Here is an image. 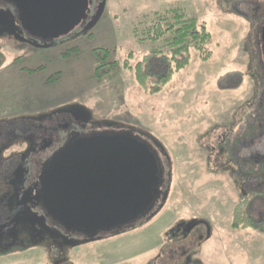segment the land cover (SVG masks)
<instances>
[{"label": "rangeland", "instance_id": "rangeland-1", "mask_svg": "<svg viewBox=\"0 0 264 264\" xmlns=\"http://www.w3.org/2000/svg\"><path fill=\"white\" fill-rule=\"evenodd\" d=\"M258 4L105 0L101 17L85 34L65 36L50 47L23 44L17 51L12 42L0 40V120L80 105L95 120L132 128L149 143V136L158 141L168 159L164 184L170 173L167 198L149 220L70 247L24 239L23 245L0 249V264H170L173 258L193 259V264H264V129L258 130L263 125L258 94H250L261 73L256 33L263 16L253 12ZM169 8L205 24L211 53L204 60L192 49L187 65L159 92L149 93L123 63L134 66L152 47L136 41V22ZM98 48L113 51L109 59L119 68L112 77L94 76ZM233 72L236 80L227 78ZM258 132V140L250 142ZM235 140L244 144L237 175L230 173L237 168L226 147ZM248 175L254 179L246 182ZM244 192L250 196L247 211L254 225L234 226V208ZM190 220L201 223L202 237L186 233L174 241L169 233L175 224Z\"/></svg>", "mask_w": 264, "mask_h": 264}, {"label": "water", "instance_id": "water-1", "mask_svg": "<svg viewBox=\"0 0 264 264\" xmlns=\"http://www.w3.org/2000/svg\"><path fill=\"white\" fill-rule=\"evenodd\" d=\"M0 2L14 8H0V23L20 28L22 33L26 31L31 39L23 40L36 47L57 44L83 23L81 32L89 31L105 7V0H100L89 17L92 0ZM87 18L90 19L86 21ZM5 31L9 32L1 29L0 33ZM21 32L17 34L22 36ZM261 39L264 47V26ZM72 110L83 114L84 121L90 119L91 114L84 107L71 105L68 111ZM139 136L132 128L98 133L75 138L55 152L43 163L35 186L34 200L44 211V217L55 222L64 233H79L87 239L123 231L144 218L161 195L165 179L156 152ZM168 187L162 193L158 209L167 198ZM48 233L72 243L65 235Z\"/></svg>", "mask_w": 264, "mask_h": 264}, {"label": "flooded vegetation", "instance_id": "flooded-vegetation-1", "mask_svg": "<svg viewBox=\"0 0 264 264\" xmlns=\"http://www.w3.org/2000/svg\"><path fill=\"white\" fill-rule=\"evenodd\" d=\"M258 6L254 8L256 15L263 16L262 25L256 33L257 50L260 53L259 67L260 82L256 83L255 87L258 92L254 90L252 86L251 95H257L256 107L262 108V112L258 115L261 119L259 129L264 126V47L261 39V28L264 26V3L261 4L259 0ZM100 0H92L91 10L89 17L94 13L95 8ZM14 8L6 3L0 2V8ZM90 18H87L88 21ZM16 24L19 25V21L15 18ZM85 26L83 23L78 29L72 31L71 35L85 34L82 28ZM8 29L9 32L0 33V40H7L12 42V47L17 51L18 47L24 45H31V42L23 39H31L30 35L20 28H13L9 25L0 23V30ZM14 32V33H13ZM22 36H19V33ZM63 38V37H62ZM60 38V39H62ZM60 41V40H59ZM236 80L238 77L235 72L227 74V78ZM241 79V78H240ZM75 105V104H73ZM71 105H62L48 112H42L34 115H20L14 118L1 119L0 120V249H13L19 245H23V241L30 240L32 243L48 241L56 246L70 247L73 243L79 245L80 242H86V240H99L109 235L125 232L128 229L134 228L138 223L145 220H149L148 216L152 213L154 215L160 210L158 209L162 193L165 191V184L161 186V195L157 197L155 206L153 209L141 220H139L134 226L125 229L120 232H113L107 234H100L93 239H87L86 236L79 233H64L60 227L56 226V223L51 221L48 217H44V211L35 203L34 194L37 177L45 161L49 160L52 155L62 148L67 142L78 138L98 133H113L126 130L122 126L115 123L113 126H108L109 121L95 120L90 116L88 121H84V115L78 111H68ZM257 138L251 139L250 142L258 140ZM151 140V146L156 152L161 165V171L163 178L166 173L167 159L164 148L158 141L152 137H147ZM248 141V144L250 143ZM244 144H239L238 140L235 143H228L229 161L236 165L233 175L239 174V170L243 169L242 162L244 161L243 155L240 153V147ZM161 146V147H160ZM250 159V158H249ZM251 160V159H250ZM241 163V164H240ZM254 179V175H248L245 179ZM256 178V177H255ZM243 186V185H242ZM246 188V186H244ZM244 191V190H243ZM249 193L244 192V195ZM261 196V195H260ZM253 197V196H252ZM250 202V201H249ZM153 215V216H154ZM152 216V217H153ZM151 217V218H152ZM201 223L198 221H187L176 223L174 229L169 233L174 241H177L180 236H185L186 233H192L193 237H202L198 232V226ZM48 232H54L60 236L65 235L68 239L72 240V243L67 244L60 238H53ZM180 241V240H179ZM184 251L182 252V255ZM194 261L190 259L187 262L182 263L176 258H173L170 264H193Z\"/></svg>", "mask_w": 264, "mask_h": 264}, {"label": "trees", "instance_id": "trees-1", "mask_svg": "<svg viewBox=\"0 0 264 264\" xmlns=\"http://www.w3.org/2000/svg\"><path fill=\"white\" fill-rule=\"evenodd\" d=\"M132 32L136 41H147L152 47L134 66L124 62L123 67L133 70L139 87L149 93L159 92L174 72L187 65L192 49L198 51L204 60L211 53L206 46L211 38L210 31L201 20L187 16L180 8H169L149 17L144 15L133 26ZM112 52L108 48L93 51V73L97 79L109 78L118 72V62L109 59ZM169 179L170 173L165 186L168 185ZM248 197L250 196L245 195L234 208V226L254 225V220L247 211Z\"/></svg>", "mask_w": 264, "mask_h": 264}]
</instances>
